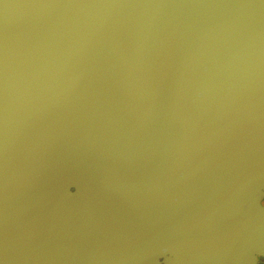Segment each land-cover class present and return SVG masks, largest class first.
Returning a JSON list of instances; mask_svg holds the SVG:
<instances>
[{
	"label": "water",
	"instance_id": "1",
	"mask_svg": "<svg viewBox=\"0 0 264 264\" xmlns=\"http://www.w3.org/2000/svg\"><path fill=\"white\" fill-rule=\"evenodd\" d=\"M261 199L264 0H0V264H258Z\"/></svg>",
	"mask_w": 264,
	"mask_h": 264
},
{
	"label": "flooded vegetation",
	"instance_id": "2",
	"mask_svg": "<svg viewBox=\"0 0 264 264\" xmlns=\"http://www.w3.org/2000/svg\"><path fill=\"white\" fill-rule=\"evenodd\" d=\"M73 189H70V192H73ZM258 264H264V259L263 258H258Z\"/></svg>",
	"mask_w": 264,
	"mask_h": 264
},
{
	"label": "clouds",
	"instance_id": "3",
	"mask_svg": "<svg viewBox=\"0 0 264 264\" xmlns=\"http://www.w3.org/2000/svg\"><path fill=\"white\" fill-rule=\"evenodd\" d=\"M262 202H264V200L260 201V207L264 208V203H262Z\"/></svg>",
	"mask_w": 264,
	"mask_h": 264
},
{
	"label": "snow or ice",
	"instance_id": "4",
	"mask_svg": "<svg viewBox=\"0 0 264 264\" xmlns=\"http://www.w3.org/2000/svg\"><path fill=\"white\" fill-rule=\"evenodd\" d=\"M264 200V199H261V201ZM261 257H264V256H261ZM256 264H257V260H256Z\"/></svg>",
	"mask_w": 264,
	"mask_h": 264
}]
</instances>
